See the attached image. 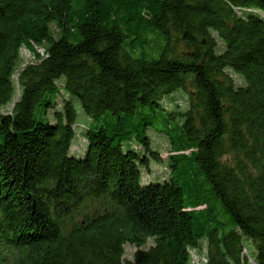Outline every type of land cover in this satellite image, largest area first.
<instances>
[{
	"label": "trees",
	"instance_id": "trees-1",
	"mask_svg": "<svg viewBox=\"0 0 264 264\" xmlns=\"http://www.w3.org/2000/svg\"><path fill=\"white\" fill-rule=\"evenodd\" d=\"M260 10V0H0V264H191L193 251L248 264L243 237L264 264ZM25 47L37 63L15 83ZM61 90L97 123L81 128L80 159L76 110L55 108ZM178 90L186 111L158 132L170 177L144 184L159 156L133 120L163 113Z\"/></svg>",
	"mask_w": 264,
	"mask_h": 264
},
{
	"label": "rangeland",
	"instance_id": "rangeland-1",
	"mask_svg": "<svg viewBox=\"0 0 264 264\" xmlns=\"http://www.w3.org/2000/svg\"><path fill=\"white\" fill-rule=\"evenodd\" d=\"M260 11H261V14L264 15V10H260ZM51 34L53 35L55 39L58 37L59 32L54 25L51 26ZM216 39L220 46V44H222L221 41L217 37ZM46 47L47 45H44L43 47L35 46L34 51H36V53L44 57ZM218 51L220 52V50ZM33 53L34 52H31L27 47L21 49L16 73L13 76V81L15 83H16L18 74L20 73V71H22L24 67H26L27 65L37 63V60L35 58L36 55H34ZM239 83L240 82L237 80V84ZM58 85L61 87L62 83L58 82ZM18 96H19V90L16 87V94L13 99V103L17 101ZM65 100H68L73 104L76 110V114H77L76 124L74 127L75 132H76V137L72 142L71 149H70V155L72 157L80 159L84 156V153L86 151V146H87L86 141L84 137L82 136L83 132L85 131H83L81 128L93 127L97 123L94 122L92 119H90L84 113L79 101L76 98L66 94L63 90H61L60 94L56 97L55 108L59 109ZM161 104L163 108L166 109L163 113L159 112L157 109H154L152 111V109L150 108H142L139 111L140 112L139 115L133 120V127L131 131L135 133L137 130H139V128L145 129L146 134L149 137L151 148L154 150V152H157L159 156L158 160H153L150 158L148 169L143 171L142 181L144 184H148L151 182L153 183L163 182L165 180H168V178L170 177L167 159L172 154L170 151L171 147L168 142V138L164 134L158 133V132L162 131L164 129V125L167 124L168 122L173 124V121L167 115H171L172 113H175V112L183 113L186 111L187 96L186 94H184L182 90H178L172 96L168 98H163V100L161 101ZM12 106H13L12 104L7 105L6 107L2 109L3 112L4 113L10 112L12 109ZM154 115H156L157 118H154ZM47 117L49 119V115H47ZM35 118L37 120L39 119L37 115L35 116ZM148 118H149V122H151L150 125H147ZM178 118H179L178 119L179 121H182L180 117ZM141 125H145V126L141 127ZM131 145L135 150L139 152H143L142 148L138 146L137 144H131ZM188 153L189 152H187L186 154ZM224 159L226 158L224 157ZM202 180L204 179L201 178V180H198V181L203 182ZM185 191L186 193L191 192L192 187H188L187 189H185ZM218 205H217V208H219V213H218L219 218L224 222V226L228 227L229 217L228 215L222 214L221 205L219 203ZM242 243L245 248L243 252L247 258L248 264H255L256 251H255L253 242L250 239L243 237ZM124 250H125L124 258L126 260H131L134 252L136 251V248L126 245ZM191 257H192L191 264H204L203 258L200 256L198 252H195V251L191 252Z\"/></svg>",
	"mask_w": 264,
	"mask_h": 264
},
{
	"label": "bare ground",
	"instance_id": "bare-ground-1",
	"mask_svg": "<svg viewBox=\"0 0 264 264\" xmlns=\"http://www.w3.org/2000/svg\"><path fill=\"white\" fill-rule=\"evenodd\" d=\"M247 9H243L244 10V13H248V12H252L253 11V10H247Z\"/></svg>",
	"mask_w": 264,
	"mask_h": 264
},
{
	"label": "built area",
	"instance_id": "built-area-1",
	"mask_svg": "<svg viewBox=\"0 0 264 264\" xmlns=\"http://www.w3.org/2000/svg\"><path fill=\"white\" fill-rule=\"evenodd\" d=\"M200 256L203 258V261H204V264H205L206 263V259L204 257V254L203 255L200 254Z\"/></svg>",
	"mask_w": 264,
	"mask_h": 264
},
{
	"label": "water",
	"instance_id": "water-1",
	"mask_svg": "<svg viewBox=\"0 0 264 264\" xmlns=\"http://www.w3.org/2000/svg\"><path fill=\"white\" fill-rule=\"evenodd\" d=\"M264 4V0H260Z\"/></svg>",
	"mask_w": 264,
	"mask_h": 264
}]
</instances>
